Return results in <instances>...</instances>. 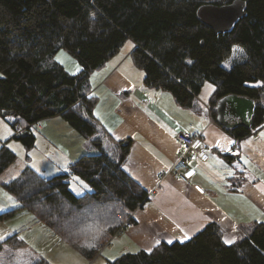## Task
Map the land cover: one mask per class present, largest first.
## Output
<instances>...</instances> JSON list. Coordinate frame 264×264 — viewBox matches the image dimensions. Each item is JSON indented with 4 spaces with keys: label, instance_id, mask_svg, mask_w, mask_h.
Here are the masks:
<instances>
[{
    "label": "trees",
    "instance_id": "1",
    "mask_svg": "<svg viewBox=\"0 0 264 264\" xmlns=\"http://www.w3.org/2000/svg\"><path fill=\"white\" fill-rule=\"evenodd\" d=\"M232 1L0 0V114L11 116L16 137L27 149L35 145L32 126L58 115L91 138L97 126L88 117H93L98 98L92 95L90 75L131 39L136 44L134 60L145 70L149 85L169 90L178 103L192 106L204 84L212 83L214 120L221 97L234 93L254 98L259 102L254 127L260 126L264 123V0H245L247 15L229 33L217 34L197 14L202 4ZM235 46L243 49L244 56L227 68L223 63L232 57ZM60 49L78 59L80 73L70 74L56 60ZM252 128L225 129L243 138ZM25 130L32 133L21 136ZM126 142H116L119 155L113 159L94 139L98 152L82 155L68 172L45 178L27 166L5 186L20 208L34 210L40 220L93 258L97 246L108 243L125 221H133V212L148 198L123 168L130 149ZM15 159L13 151L0 149V174ZM74 175L92 190L75 194L69 182ZM90 240L93 247L87 245ZM7 242L16 247L24 244L13 235L0 241V251ZM32 264L52 263L39 257ZM106 264H264V222L245 226L231 244L225 242L222 228L211 222L188 241L161 242L150 252L125 253Z\"/></svg>",
    "mask_w": 264,
    "mask_h": 264
},
{
    "label": "crops",
    "instance_id": "2",
    "mask_svg": "<svg viewBox=\"0 0 264 264\" xmlns=\"http://www.w3.org/2000/svg\"><path fill=\"white\" fill-rule=\"evenodd\" d=\"M135 47L120 50L90 75L92 95L98 98L93 117L87 116L97 126L91 138L58 115L37 122L39 136L34 133L35 145L28 150L16 137L9 119L5 115L4 120L0 118V149L16 154L14 162L0 174V241L17 235L24 242L18 247L7 242L0 251V264H25L16 255H26L32 246L37 251L39 241L35 240L41 229L36 214L20 208L5 184L27 166L45 178L68 172L72 162L95 151H89L94 139L111 155H115L116 142H129L123 168L148 192L144 206L132 214V225L114 235H123L126 247L135 246L132 253L150 252L161 242L188 241L211 222L222 228L225 242L231 244L245 226L264 222V123L253 126L251 134L243 138L226 130L210 113L215 91L210 82L204 84L192 106L181 105L171 91L146 82L145 70L133 57ZM55 132V138L67 135V145L56 143ZM179 132L202 133L206 157L194 156L189 161L197 170L191 182L171 171L183 147L177 140ZM40 139L47 154L64 158L61 164H40L35 154L30 155ZM14 209L13 215H6ZM43 255L40 250L29 254L26 264L39 257L50 261Z\"/></svg>",
    "mask_w": 264,
    "mask_h": 264
},
{
    "label": "rangeland",
    "instance_id": "3",
    "mask_svg": "<svg viewBox=\"0 0 264 264\" xmlns=\"http://www.w3.org/2000/svg\"><path fill=\"white\" fill-rule=\"evenodd\" d=\"M134 44L135 42H133V40L128 39L123 44L120 50L124 52L130 49ZM243 56H244L243 49L239 46H235L232 57L226 60L223 63V65L227 68H230L235 61L241 59ZM55 58L70 74H78L82 70V65L80 64L78 59L65 49H60L57 52ZM2 75L3 74L0 71V77ZM90 83H92L91 80ZM2 115L3 114H0V118L4 120L5 118ZM7 118L11 119V116H7ZM64 119L67 120L65 117ZM67 122L71 124L68 120ZM37 124L38 123H35L32 126V132L39 136ZM60 131L62 130L60 129ZM57 134L58 133L55 132L53 138L55 139L56 143L60 145V143L62 142L64 143V145H67V139H68L67 135H63V138H61V135L59 134L55 138V135ZM75 147L76 146H74V148ZM92 147H89V151H93L94 149L95 151L92 153H97L98 147L93 142H92ZM45 148H46L45 144L41 142L40 139L36 149L32 153L29 151L30 155L34 156L35 154V157L40 161V164L51 165L52 161L53 164L56 165L62 163L64 159L62 156L60 155L51 156L45 152L46 151ZM114 151H115V155H111L110 153L109 155L111 156V158L117 159L119 155L117 145ZM47 155H49L50 157H47ZM69 182H70V188L75 194L81 195L83 193H86L87 191L92 190L90 185L86 183L79 176L74 175L70 177ZM26 210L28 214L35 213L34 210L32 209L30 210L26 208ZM28 221L29 219L26 220V222ZM37 221L39 222V225L37 226L38 227L41 226L39 237L35 240V243L39 241V243L37 244V251L40 250V253H44L45 255H48L52 264H106L108 260L114 261L116 258L121 256L122 253L123 254L132 253L137 249L135 248V246L132 245L126 247V245L123 242L124 241L123 240L124 237H122L123 235H116L113 236L111 240L104 247L102 246V244L99 245L100 247L97 246V249L99 248L97 255L93 258H89L84 253L81 252L78 246L71 244L70 241H68L64 236L59 234L57 230H53L51 227H49V225H47L45 222H43L40 219H37ZM29 225L30 224L28 223L26 226L27 230L30 229ZM37 226H35V228H38ZM88 243H89L87 244L88 246L92 245L93 247V245H95L91 240ZM32 247H29L28 252L26 251L27 256L23 253H19L18 255H16L17 260L26 264V262L29 261L28 258L29 254H33L34 252L37 254V251L31 249Z\"/></svg>",
    "mask_w": 264,
    "mask_h": 264
},
{
    "label": "water",
    "instance_id": "4",
    "mask_svg": "<svg viewBox=\"0 0 264 264\" xmlns=\"http://www.w3.org/2000/svg\"><path fill=\"white\" fill-rule=\"evenodd\" d=\"M197 14L217 34L229 33L247 15V3L245 0H233L225 4L205 3L198 8ZM258 104L257 100L248 96L227 94L217 101L216 120L228 129L240 126L252 128ZM30 133L31 130H25L20 135L27 136Z\"/></svg>",
    "mask_w": 264,
    "mask_h": 264
},
{
    "label": "built area",
    "instance_id": "5",
    "mask_svg": "<svg viewBox=\"0 0 264 264\" xmlns=\"http://www.w3.org/2000/svg\"><path fill=\"white\" fill-rule=\"evenodd\" d=\"M178 142L183 146L178 153L176 162L174 163L171 171L178 177L191 182L194 176L197 174V170L189 164V161L194 157L205 158V150L202 149V133L195 132L192 134L186 132H179L177 135ZM132 225L131 220H127L123 223L121 229L118 232H122L123 228ZM117 232V233H118ZM107 243L102 244L104 247Z\"/></svg>",
    "mask_w": 264,
    "mask_h": 264
},
{
    "label": "snow or ice",
    "instance_id": "6",
    "mask_svg": "<svg viewBox=\"0 0 264 264\" xmlns=\"http://www.w3.org/2000/svg\"><path fill=\"white\" fill-rule=\"evenodd\" d=\"M228 242H231V241H228Z\"/></svg>",
    "mask_w": 264,
    "mask_h": 264
}]
</instances>
